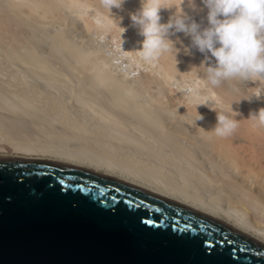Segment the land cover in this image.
I'll list each match as a JSON object with an SVG mask.
<instances>
[{"label": "bare ground", "instance_id": "bare-ground-1", "mask_svg": "<svg viewBox=\"0 0 264 264\" xmlns=\"http://www.w3.org/2000/svg\"><path fill=\"white\" fill-rule=\"evenodd\" d=\"M161 3L169 7L160 10L162 24L182 10L201 27L208 25L203 0H194L195 8L189 0ZM141 6V0H124L109 12L103 0H0V48L38 59L41 30L55 28L49 45L53 58L45 61L62 63L59 72L68 76L73 91L45 90L0 65V150L24 148L136 167L264 229V127L257 126L254 115L264 108V97L243 98L264 90V78L210 85L205 54L183 32L169 35L182 42L175 43L176 56L165 52L145 63L134 51L143 37L131 19ZM73 30L81 41L118 44L127 64H116L117 51L107 55L114 45L110 49L106 40V56L115 57L96 60L105 47L98 40V52L91 48L89 53L87 43L81 48L85 40L80 44L76 35L77 43L69 38ZM39 82L45 88L49 83ZM198 113L203 119L195 121ZM217 113L238 120L232 135L215 134Z\"/></svg>", "mask_w": 264, "mask_h": 264}, {"label": "water", "instance_id": "water-1", "mask_svg": "<svg viewBox=\"0 0 264 264\" xmlns=\"http://www.w3.org/2000/svg\"><path fill=\"white\" fill-rule=\"evenodd\" d=\"M0 264H264V229L136 167L5 149Z\"/></svg>", "mask_w": 264, "mask_h": 264}, {"label": "clouds", "instance_id": "clouds-1", "mask_svg": "<svg viewBox=\"0 0 264 264\" xmlns=\"http://www.w3.org/2000/svg\"><path fill=\"white\" fill-rule=\"evenodd\" d=\"M123 2L103 0L109 12L113 7L120 8ZM203 3L208 9L206 27H201L182 10L176 12L168 23L162 24L160 10L169 7L162 6L161 0H141V8L131 14L133 24L139 27V34L143 37L140 49L134 51H138L140 58L149 64L156 62L165 52H174L176 56L179 49L175 43L182 42H173L169 35L183 32L191 37V46L205 54L202 64L207 65L205 75L210 85L215 87L230 80L245 83L264 78V0H203ZM189 4L195 8L194 0H189ZM183 47L186 53H191V47ZM252 95L258 99L264 97V90L243 98L250 99ZM203 104L207 102L198 105ZM254 115L257 126L264 127V108ZM200 119L203 117L198 113L195 121ZM237 121L217 113L215 134L219 137L232 135L238 128Z\"/></svg>", "mask_w": 264, "mask_h": 264}, {"label": "rangeland", "instance_id": "rangeland-1", "mask_svg": "<svg viewBox=\"0 0 264 264\" xmlns=\"http://www.w3.org/2000/svg\"><path fill=\"white\" fill-rule=\"evenodd\" d=\"M49 29V30H48ZM53 29V32H54V30H55V28H52ZM51 28H46V30L45 29H43V30H41V31H43L42 32V34H41V38L43 39V46H39L38 48H40V49H38V51H36V53L38 52L39 54H40V58H39V56H38V59H35L34 57H32V58H29L28 59V57H26V58H24L23 56H25V55H22V56H20L21 54H18V53H21L20 51L19 52H14V54L9 50V52H6L7 51V49H5V52L3 51L4 49L1 47L0 48V65H2L3 67H4V69H6V68H8V71L9 72H12V73H14L15 75H17L20 79H26V81L28 82V83H34L33 85H37V86H39L40 85V87H41V85H43L42 86V88L43 89H45V90H49V91H55V90H57V91H61L62 93H70V94H72V92H71V89L69 88V86H68V81L70 80L69 78H68V76L66 75V74H64V73H62V71L61 72H59L60 71V66H61V64H59V60H56V59H54V61H53V63L55 64L54 66L55 67H53L52 65H51V63H49V62H46V61H48V60H50L51 59V57L53 58V56L52 55H50L51 53H50V51H49V45H50V37L54 34L51 30H52ZM74 31L75 30H73V33H74ZM76 33L73 35V33L71 32V34H70V36H69V34H68V36H69V38L71 37V40L73 41V42H75V43H77L75 40L77 39V41H79L78 43H80V39L83 37L82 35H80V33H78L77 31H75ZM52 34V35H51ZM73 35V36H72ZM75 35H76V37H75ZM78 35H80V37L78 36ZM53 37V36H52ZM51 37V38H52ZM73 37H75V38H73ZM79 39V40H78ZM85 40V42H84V44H81L83 41ZM90 40V39H89ZM89 40H86V39H82V41H81V48L83 47V45L84 46H86L87 44V47L88 48H86V47H84L85 48V50L86 51H88L89 52V49H97L96 51H95V53L96 52H98V47H99V43H103V44H105V43H107V46L111 49L112 47L111 46H113L114 45V47H113V49H114V51H113V49H111L112 51H111V54L109 55V54H107L108 56H112V55H114L115 54V52L117 51V53H116V57H118V59L115 57H113L115 60L114 61H119V62H116V64H120L121 62H122V60H124L123 61V63H122V65H125V64H127V57L124 55V54H122V51H124V49L122 50V49H120L121 48V46H119L118 44H116L115 45V43H110V46L108 45L109 44V42H108V40H106V39H101V41L102 40H106V42L104 43V41H100L99 39H95L96 40V42H95V40H91V41H89ZM100 41L99 43L97 42V41ZM92 41H93V43H92ZM95 42V43H94ZM87 43V44H86ZM98 43V44H97ZM80 44H79V46H80ZM91 44V45H90ZM100 44V45H101ZM102 44V45H103ZM89 45L91 46L90 48H89ZM92 45H93V47H92ZM96 45H98V46H96ZM106 45V44H105ZM105 45H103L104 47H105ZM103 46H100L101 48L103 47ZM118 46L120 47V48H118ZM41 47H43V48H41ZM117 47V48H116ZM100 48V49H101ZM42 49L44 50V51H42ZM88 49V50H87ZM105 49V54H104V52L102 53V51L100 50L99 52H101L102 54H104V55H101L102 57L100 58V56H97L98 58L96 59V60H98L99 59V61H101L102 62V58H105V57H108V56H106V52L107 53H109V49L108 50H106L107 48L105 47L104 48ZM119 51H118V50ZM102 50H103V48H102ZM137 50V49H136ZM49 51V52H48ZM91 51H93V50H90V52ZM104 51V50H103ZM2 52V53H1ZM41 52V53H40ZM89 52V53H90ZM114 54H113V53ZM5 53V54H4ZM50 53V54H49ZM92 54H93V52H91ZM119 53H121L120 55H119ZM123 53H126L125 51L123 52ZM138 51L136 52V55H138ZM16 54V55H15ZM22 54H23V52H22ZM99 55H100V53H98ZM118 54V55H117ZM48 55H50L51 57L49 58V56ZM123 55V56H122ZM37 56V55H36ZM42 56V57H41ZM104 56V57H103ZM30 57V56H29ZM121 57V58H120ZM113 58L111 59H109V57L108 58H105V59H103V61L104 62H108V61H105L106 59H108V60H113ZM101 59V60H100ZM117 59V60H116ZM36 60H38V62L36 61ZM46 60V61H45ZM56 60V61H55ZM51 61H52V59H51ZM114 61H112V62H114ZM58 62V63H57ZM49 64V66H48V64ZM52 63V64H53ZM115 63V62H114ZM56 64H58V66L56 65ZM76 65H78V64H76ZM75 65V66H76ZM63 66V65H62ZM61 66V67H62ZM82 67H84L85 69H87L89 66L88 65H83ZM59 69V70H58ZM43 80V81H42ZM39 81H41L42 83H47V82H49V83H47L48 84V86H46V88H45V86H44V84H40V82ZM45 81V82H44ZM73 82V81H72ZM78 82V80L77 79H75V83H77ZM39 84V85H38ZM49 84H50V86H49ZM46 85V84H45ZM73 86V85H72ZM50 89H49V88ZM52 88V89H51ZM74 88V87H73ZM53 89H55V90H53ZM129 90H131V89H129ZM127 93L129 94V92L127 91ZM75 99L76 100H78V94L75 92ZM107 107L111 110H113V108L111 107V106H109V105H107Z\"/></svg>", "mask_w": 264, "mask_h": 264}]
</instances>
